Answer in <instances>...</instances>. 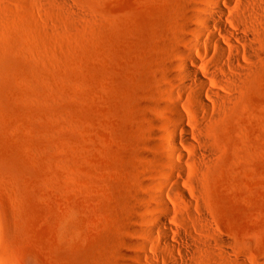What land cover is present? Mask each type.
<instances>
[{
    "label": "rangeland",
    "instance_id": "1",
    "mask_svg": "<svg viewBox=\"0 0 264 264\" xmlns=\"http://www.w3.org/2000/svg\"><path fill=\"white\" fill-rule=\"evenodd\" d=\"M66 1L0 0V264H141L170 126L174 158L209 150L186 185L230 242L201 264H264V23L208 116L175 65L202 0Z\"/></svg>",
    "mask_w": 264,
    "mask_h": 264
},
{
    "label": "bare ground",
    "instance_id": "2",
    "mask_svg": "<svg viewBox=\"0 0 264 264\" xmlns=\"http://www.w3.org/2000/svg\"><path fill=\"white\" fill-rule=\"evenodd\" d=\"M260 2L264 0H202L195 8L194 26L185 42L196 56L191 51L177 49L175 63L183 80L180 86L196 99L191 105L194 112L211 116V108L225 99L219 91L233 87L240 76L252 70L251 66L246 68L241 59L251 60L254 55L255 33L264 23ZM180 103L176 101L171 106V113L181 123L189 119ZM176 129L170 126L169 133L158 140L162 157L159 159H163L169 171L167 181H159L158 192L150 195L154 202L150 215L155 226L146 231L150 243L140 245L143 255L138 261L141 264H201L203 255L216 254L212 251L214 247L229 260V240L206 235L204 223L209 213L198 200L196 188L186 185L189 173L196 167L192 160L206 159L209 150L204 148L200 153L174 158L173 154L178 152L177 141L189 142L181 140ZM168 186L172 192L167 191ZM166 195L173 203L165 199Z\"/></svg>",
    "mask_w": 264,
    "mask_h": 264
}]
</instances>
